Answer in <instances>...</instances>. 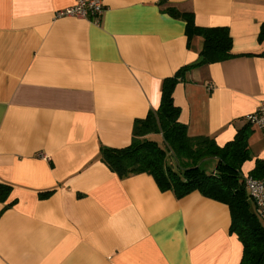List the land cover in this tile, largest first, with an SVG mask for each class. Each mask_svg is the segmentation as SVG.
<instances>
[{
  "label": "crops",
  "instance_id": "obj_1",
  "mask_svg": "<svg viewBox=\"0 0 264 264\" xmlns=\"http://www.w3.org/2000/svg\"><path fill=\"white\" fill-rule=\"evenodd\" d=\"M102 2L94 24L55 17L74 0H0V264H239L228 205L120 178L99 151L128 145L163 80L198 60L202 37L167 6L229 30L236 55L187 70L173 99L189 136L232 140L264 99V0ZM247 143L243 179L262 178L264 131L249 124Z\"/></svg>",
  "mask_w": 264,
  "mask_h": 264
},
{
  "label": "trees",
  "instance_id": "obj_2",
  "mask_svg": "<svg viewBox=\"0 0 264 264\" xmlns=\"http://www.w3.org/2000/svg\"><path fill=\"white\" fill-rule=\"evenodd\" d=\"M166 12L186 22L188 35L202 37L198 60L180 67L173 76L163 80L158 107L150 109L145 117L134 120L130 143L123 147L102 146L100 159L120 178L147 173L160 190H170L176 198L198 191L228 205L229 230L242 244L239 264H264V218L253 211L241 174V166L249 157V124L239 129L232 140L219 146L207 136L187 134L186 124L179 120L180 108L173 99L175 84L183 80L187 70L236 55L231 50L229 30L225 26H197L191 12L171 6L166 7ZM258 41L264 43V24ZM207 158H216L214 170L207 171L201 167ZM255 170L264 172V161L258 162ZM8 190V185L0 183L2 199ZM47 193L42 192L41 195Z\"/></svg>",
  "mask_w": 264,
  "mask_h": 264
},
{
  "label": "built area",
  "instance_id": "obj_3",
  "mask_svg": "<svg viewBox=\"0 0 264 264\" xmlns=\"http://www.w3.org/2000/svg\"><path fill=\"white\" fill-rule=\"evenodd\" d=\"M105 11L102 0H74L68 7L55 11V17L75 16L99 24ZM247 123L264 131V99L260 100L255 111L245 116ZM244 187L252 202V209L259 217L264 218V178L244 177Z\"/></svg>",
  "mask_w": 264,
  "mask_h": 264
}]
</instances>
